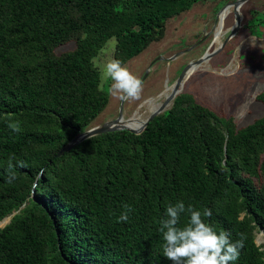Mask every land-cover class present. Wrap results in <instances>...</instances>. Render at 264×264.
I'll use <instances>...</instances> for the list:
<instances>
[{
  "label": "trees",
  "instance_id": "16d2710c",
  "mask_svg": "<svg viewBox=\"0 0 264 264\" xmlns=\"http://www.w3.org/2000/svg\"><path fill=\"white\" fill-rule=\"evenodd\" d=\"M208 1L0 0V223L16 213L0 264H172L159 221L178 201L210 209L206 222L232 242L245 237L234 264H264V117L239 127L185 90L141 135L106 133L58 157L109 105L94 64L107 42L126 66ZM252 14L260 32L264 12Z\"/></svg>",
  "mask_w": 264,
  "mask_h": 264
},
{
  "label": "rangeland",
  "instance_id": "374dc122",
  "mask_svg": "<svg viewBox=\"0 0 264 264\" xmlns=\"http://www.w3.org/2000/svg\"><path fill=\"white\" fill-rule=\"evenodd\" d=\"M235 1L211 0L170 20L166 37L126 65L143 81L144 89L140 99L123 102L110 95L107 109L92 127L117 119L120 108H123V120H127L135 113L143 115L147 112L148 105L144 106V102H160V95L166 87L175 85L187 65L224 45L236 22L232 8L226 9L232 10L221 15L220 19L219 13ZM245 5L241 9L242 23L237 35L217 55L201 64L186 79L183 89L221 117L233 119L239 127L248 126L264 117V102L257 99L264 94V29L258 32L248 24L253 11L264 12V0H251ZM200 41L197 47L187 52ZM115 46L116 40H109L94 59L100 72L108 60L114 59ZM74 48V44H69L60 48L58 54ZM108 83L104 82L103 90L106 91ZM8 224L2 221L0 229ZM256 244L264 245V231L257 234Z\"/></svg>",
  "mask_w": 264,
  "mask_h": 264
},
{
  "label": "clouds",
  "instance_id": "9594fccd",
  "mask_svg": "<svg viewBox=\"0 0 264 264\" xmlns=\"http://www.w3.org/2000/svg\"><path fill=\"white\" fill-rule=\"evenodd\" d=\"M101 87L108 83L106 91L109 95L121 101H134L141 97L144 89L143 81L135 75L123 62L110 59L101 69ZM13 132L21 131L19 122L9 123ZM23 167V164H20ZM12 167L11 161L9 168ZM16 179L10 173L7 183ZM131 206L124 205V211L117 218L118 223L127 222ZM187 216V222L181 226V215ZM212 211L208 208L196 210L192 205L187 207L181 201L168 205L164 219L159 221V231L164 244L163 255L172 264H234L240 257L244 247L245 237L240 236L235 243L230 239V233L225 230L217 232L205 218H211Z\"/></svg>",
  "mask_w": 264,
  "mask_h": 264
},
{
  "label": "water",
  "instance_id": "95a60500",
  "mask_svg": "<svg viewBox=\"0 0 264 264\" xmlns=\"http://www.w3.org/2000/svg\"><path fill=\"white\" fill-rule=\"evenodd\" d=\"M249 1L251 0H237L234 3H231L227 6H225L220 13L223 10H226L228 8H232L233 9V15L235 18V27L233 28V30L231 31V34L229 35L228 39L225 41L224 45L218 49L217 51L211 53V54H206L204 55L201 59H199L196 62L190 63L189 65H187L185 67V69L182 71V73L180 74L178 80L176 81L175 85H174V91L172 92V94L166 99V101L159 107V109H157L154 113H152L148 119L146 120L144 126L140 129V130H136V129H132L130 127H128L125 123L123 124V118H124V113H123V108H120V112L119 115L117 117V119L113 120V121H109L106 122L104 124H101L99 126H95L90 128L89 130L85 131L84 133H81L79 136H77L75 139H73L70 143H68L58 154V157L64 155L65 153L70 152L71 150H73L76 146L80 145L81 143H83L84 141H87L91 138H94L96 136H100L106 133H114V132H119V131H128L130 133H133L135 135H141L146 128L148 127V125L154 120L156 119L158 116L162 115L163 113L167 112L168 107L173 105L175 99L177 98L178 95H180L183 92L184 89V83L186 81V79L189 78L188 74L189 72L194 68V67H199L201 64H203L205 61L211 59L213 56L217 55L225 46V44L232 39L234 36L237 35V33L239 32L240 28H241V23H242V17H241V9L242 7L247 4ZM219 13V15H220ZM202 41H200L199 43L193 45L189 50H187V52H190L191 50H193L195 47H197ZM124 102V101H123ZM131 118L127 119L126 122H130ZM16 214V213H15ZM14 214V215H15ZM12 215L10 217V221L12 219V217L14 216ZM9 221V223H10Z\"/></svg>",
  "mask_w": 264,
  "mask_h": 264
},
{
  "label": "bare ground",
  "instance_id": "6f19581e",
  "mask_svg": "<svg viewBox=\"0 0 264 264\" xmlns=\"http://www.w3.org/2000/svg\"><path fill=\"white\" fill-rule=\"evenodd\" d=\"M231 10L232 9H230V10H228V11H226V10H223L221 13H220V15H219V19H220V17H221V15H224V14H226L227 12H231ZM224 11H226V12H224ZM198 67H194L190 72H189V74H188V76L190 77L195 71H196V69H197ZM174 91V87L170 90V91H168L167 92V87H166V90H165V92L162 94V95H160V98H159V100L163 97V96H165V101H166V99L172 94V92ZM154 102H157L156 100H148V101H146V102H144V106L145 105H148V108H147V112L145 113V114H147V113H154L157 109H159V107L162 105V104H156V103H154ZM142 105V106H143ZM168 109H170V106L168 107ZM140 116V114L139 113H135L132 117H131V120H130V122H126V120H123V124L125 123L128 127H130V128H132V129H136V130H140L143 126H144V124H145V122L143 123V125L142 126H140V127H138V128H134L133 127V123L138 119V117Z\"/></svg>",
  "mask_w": 264,
  "mask_h": 264
},
{
  "label": "flooded vegetation",
  "instance_id": "af4514ba",
  "mask_svg": "<svg viewBox=\"0 0 264 264\" xmlns=\"http://www.w3.org/2000/svg\"><path fill=\"white\" fill-rule=\"evenodd\" d=\"M174 86H172L171 88H173ZM171 88H167V92L171 90ZM165 102V96H163L161 99H160V102L156 103V104H163Z\"/></svg>",
  "mask_w": 264,
  "mask_h": 264
}]
</instances>
